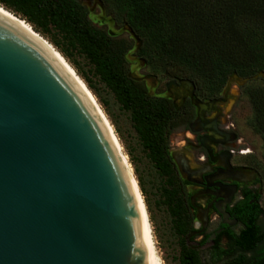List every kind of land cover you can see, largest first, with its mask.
<instances>
[{"label": "water", "instance_id": "1", "mask_svg": "<svg viewBox=\"0 0 264 264\" xmlns=\"http://www.w3.org/2000/svg\"><path fill=\"white\" fill-rule=\"evenodd\" d=\"M151 245L106 121L44 44L0 11V264H155Z\"/></svg>", "mask_w": 264, "mask_h": 264}, {"label": "trees", "instance_id": "2", "mask_svg": "<svg viewBox=\"0 0 264 264\" xmlns=\"http://www.w3.org/2000/svg\"><path fill=\"white\" fill-rule=\"evenodd\" d=\"M83 1L0 0V3L48 38L96 95L90 73L131 113L148 157L166 177L164 203L181 237L180 264H203L199 250L187 243L194 216L168 153L170 134L178 125L172 102L149 95L144 81L129 76L128 53L132 45L125 46V42L95 25ZM101 1L116 23L129 25L139 38L141 45L136 54L145 60V65L170 78L191 79L202 92H220L234 73L245 78L264 72V0ZM80 58L88 61L89 70L82 67ZM242 94L253 109L249 123L264 139V83L246 84ZM138 179L145 193L143 182ZM261 216H264L262 206L239 216L243 228L240 233H228L230 249L225 251L237 255L226 264H264Z\"/></svg>", "mask_w": 264, "mask_h": 264}, {"label": "flooded vegetation", "instance_id": "3", "mask_svg": "<svg viewBox=\"0 0 264 264\" xmlns=\"http://www.w3.org/2000/svg\"><path fill=\"white\" fill-rule=\"evenodd\" d=\"M229 79L218 93L202 92L187 78H171L175 84L154 93L172 102L178 122L173 131L183 134L185 148L171 149L169 144L168 153L194 216L192 232L203 237L201 245L222 234L228 239L231 231L240 233L239 216L261 206V175L251 162L240 160L247 151L231 113L239 92Z\"/></svg>", "mask_w": 264, "mask_h": 264}, {"label": "rangeland", "instance_id": "4", "mask_svg": "<svg viewBox=\"0 0 264 264\" xmlns=\"http://www.w3.org/2000/svg\"><path fill=\"white\" fill-rule=\"evenodd\" d=\"M83 2L89 9L90 18L95 25L107 30L110 34L116 36L119 41L125 42V46L132 45V49L128 53V57L131 59L128 63V68L134 70L136 75L144 76L146 79L143 81L146 86H150L151 83L155 84L152 87V93L164 92L166 90V83L171 78L153 67L139 62V57L136 54L139 48V41L136 37L125 25L114 21L113 17L106 12L101 0H84ZM79 60L82 67L86 71L89 70L90 65L88 61L85 58H80ZM70 65L73 67L71 63ZM90 76L97 88L98 95L80 77L100 104L119 139L123 152L127 155L132 165L134 176L149 212L158 254L163 264H180L179 256L182 250L181 237L176 233L173 217L167 205L164 203L165 197L163 191L167 185L166 177L160 174L154 163L148 157L147 151L143 147L133 125L131 113L122 107L115 94L97 76L92 73H90ZM157 81L158 85H156ZM263 83L264 74H258L257 77H253L249 81H244L242 78L235 76H231L229 79V85H234L233 89L239 92L238 99L231 113L232 121L236 125V132L240 137V145L247 151V155L240 157V160L251 162L260 173L262 178V195L260 201L261 206L264 208V139L251 127L249 120L253 116V109L248 98L244 94H240V92L242 93L243 86L246 84L260 86ZM235 85L239 86V88ZM169 144L171 149L183 150L185 148L183 134H179L178 131H173L169 138ZM179 155V152L175 151V156ZM139 177L143 182L145 193L141 189ZM259 223L264 226V216L260 217ZM194 224L196 225L197 222H194ZM213 227L214 225H211L207 232ZM202 239V236L193 232L187 236V243L199 250L203 264H226L231 258L237 255L236 252L230 254L225 253L226 250L230 249V242L226 236L220 237L218 244L215 241L201 245Z\"/></svg>", "mask_w": 264, "mask_h": 264}, {"label": "bare ground", "instance_id": "5", "mask_svg": "<svg viewBox=\"0 0 264 264\" xmlns=\"http://www.w3.org/2000/svg\"><path fill=\"white\" fill-rule=\"evenodd\" d=\"M0 11H2L4 14L8 15L9 17L13 18L15 21L22 24L30 33H32L38 40H40L44 46L53 54V56L59 61V63L66 69L67 72L76 80V82L80 85L82 90L87 94V96L90 98L98 112L101 114L103 119L106 121L108 128L110 130L111 136L116 144V148L118 150L121 162L123 164V167L126 171V174L130 180V182L133 184V186L137 189V198H138V204L140 208V223H141V231L142 234L147 238V240L152 244L147 249V255L155 258V264H163L162 259L160 255L158 254L157 248H156V242L154 238V231L151 224V219L149 216V212L144 200V197L142 195V192L140 190V187L138 185V182L134 176L132 165L130 164V161L127 157V155L123 152L122 146L119 142L118 137L116 136V133L107 119L105 113L103 112L100 104L96 100L95 96L92 94L90 89L87 87L85 82L82 80V78L79 76L77 71L70 65V63L66 60V58L43 36L40 35L39 32H37L29 23L26 21L21 20V17H18L15 13H12L11 10H7L5 7H2L0 4Z\"/></svg>", "mask_w": 264, "mask_h": 264}]
</instances>
